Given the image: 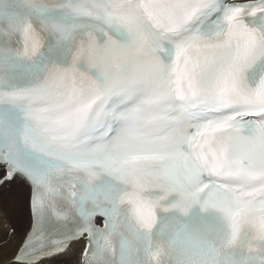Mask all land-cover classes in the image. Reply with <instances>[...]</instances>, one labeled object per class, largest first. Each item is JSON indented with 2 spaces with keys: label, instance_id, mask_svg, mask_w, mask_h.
<instances>
[{
  "label": "snow or ice",
  "instance_id": "obj_1",
  "mask_svg": "<svg viewBox=\"0 0 264 264\" xmlns=\"http://www.w3.org/2000/svg\"><path fill=\"white\" fill-rule=\"evenodd\" d=\"M0 264H264V0H0Z\"/></svg>",
  "mask_w": 264,
  "mask_h": 264
},
{
  "label": "rangeland",
  "instance_id": "obj_2",
  "mask_svg": "<svg viewBox=\"0 0 264 264\" xmlns=\"http://www.w3.org/2000/svg\"><path fill=\"white\" fill-rule=\"evenodd\" d=\"M8 194H10V195H14L13 196V198H11L10 196H8ZM4 196H6L5 198H7L9 201L12 199V201L13 200H15V203H13V204H15V205H17V207H18V209H20L21 210V214H22V217H24L23 219L26 221V229H27V227H28V223H29V215H28V209H27V199H26V197L24 196V194H21L18 190H15V189H13V190H11V191H7V192H5V195ZM9 198H11V199H9ZM2 200H3V198H2ZM4 202V201H3ZM4 203H6V205L7 204H9L8 202H4ZM3 204V203H2ZM3 205H5V204H3ZM9 207V206H8ZM6 211V210H5ZM12 218H7V221H8V228L10 227V225H11V227H16V229L19 231H21V230H24V228H21V227H23L22 226V224H23V221L21 220V218L20 219H16V212L15 211H13V213H12ZM25 216H26V218H25ZM5 217H8V216H5ZM21 221V222H20ZM11 222V223H10ZM26 229L24 230V231H26ZM23 231V232H24ZM68 264H71V262H68Z\"/></svg>",
  "mask_w": 264,
  "mask_h": 264
},
{
  "label": "bare ground",
  "instance_id": "obj_3",
  "mask_svg": "<svg viewBox=\"0 0 264 264\" xmlns=\"http://www.w3.org/2000/svg\"><path fill=\"white\" fill-rule=\"evenodd\" d=\"M4 195H5V193L0 195V236H2L4 233L7 232V230H8L7 218H12L11 215H12L13 211L16 212V216H17L16 219H20L22 217L21 210L18 209L17 205L13 204V203H15V200L12 201V199H11V198H13L14 195L8 194V196L11 197V198H9V199H11L10 201L7 198H5L6 196H4ZM2 198H3V200H2ZM3 201L8 202L9 204L6 205V203H4ZM2 203L5 205H3ZM5 216H8V217H5ZM23 218L24 217L21 218V220L23 221V224H22L23 227H21V228H24L26 226V224H25L26 221ZM25 218H26V216H25ZM28 225H29V223H28ZM25 229H26V227L24 228V230ZM24 230H21V231L17 230L18 237L23 234Z\"/></svg>",
  "mask_w": 264,
  "mask_h": 264
}]
</instances>
